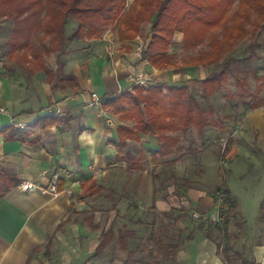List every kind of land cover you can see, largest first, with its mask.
Here are the masks:
<instances>
[{"label":"crops","instance_id":"0c3cea01","mask_svg":"<svg viewBox=\"0 0 264 264\" xmlns=\"http://www.w3.org/2000/svg\"><path fill=\"white\" fill-rule=\"evenodd\" d=\"M130 43L108 29L85 47L66 53L64 73L76 78L75 87L71 82L50 83L39 72H7L4 64L0 68V106L9 111L0 114V264H113L108 245L95 254L101 232L110 225L102 229L103 210L93 208L90 199L111 186L109 182H114L118 194L115 210L133 196L139 212L146 210L144 218L170 208L166 199L154 197L151 175L158 173L164 159L154 160L156 139L127 140L130 152L137 155L142 148L145 155L141 169L128 168L116 160L117 126L123 122L103 104L90 103L92 92L117 95L131 88V76L141 71L162 82L166 73H172L150 66ZM47 116L53 118L45 120ZM54 173L60 176L61 192L56 196L39 189ZM25 180L35 187L22 190ZM187 194L186 205L192 202L200 214L213 213L200 212L213 204L201 191L190 189ZM165 221L160 218L161 224ZM147 233L138 229L127 239L128 248L135 243L151 246ZM118 235L115 250L123 258L127 251L119 246ZM217 243L195 231L176 259L180 264H227ZM245 247L252 258L247 264H264V242L247 238Z\"/></svg>","mask_w":264,"mask_h":264},{"label":"rangeland","instance_id":"374dc122","mask_svg":"<svg viewBox=\"0 0 264 264\" xmlns=\"http://www.w3.org/2000/svg\"><path fill=\"white\" fill-rule=\"evenodd\" d=\"M132 1L127 0V3L130 5ZM57 2L58 0L3 1V5L0 7L4 12V15L0 16V68L4 64L7 72L9 69L21 73L31 71V73L39 72L44 76L45 72L38 67V60L35 58L38 54L39 61L43 62L46 67L56 68L57 52H45L50 35L44 32L42 23L50 13H54L52 11ZM199 2L209 8L210 12L213 10L220 12V21L213 28H203L202 34L205 37L201 43H194V40L199 37L202 28H198L196 25L191 26L187 39L190 40L188 45L191 43L189 46L182 42L183 33L179 29L180 26L175 28L171 36L169 35L172 43L167 47V54L170 56V61L173 62L168 69L172 70V73L165 74L164 82L160 79L150 78L147 87L162 83L187 85L200 103V112L206 126L201 137L194 125L189 124L186 127L180 125L179 118L182 114L172 118L177 130H169L167 134L176 135L177 143L181 147L180 150H175L163 157L159 170L156 171L158 172L156 173L157 177L154 176L155 174L151 175L155 186L154 197L166 199L167 206L170 207L167 210L168 214L172 216L181 214V217L176 221H165L168 222L166 226L170 229L175 230V226L180 228L181 235L191 231L198 222L195 221L196 218L193 217L192 212H199V210L193 206L192 202L188 205L185 204L184 198L188 196L187 191L190 189L201 191L202 196L207 197L213 204L207 210L200 212L215 214L217 212V216L211 222L217 223L221 228L224 227L223 222L228 221L226 230L232 250L227 249L225 242L223 243L221 232L219 233L217 229L212 230L213 237L219 238L221 244L219 253L222 257L227 256V264H245L242 263L241 258L247 264L252 259L245 247L247 238L254 242H264V208L261 207L264 199V88L261 93L263 96L262 105L256 109H248L245 113V108L236 95L233 74L246 76L250 90L254 91L257 83L254 73L257 74V77L263 73L264 0H248L247 7H244L245 12H242L243 2L240 3V0H200ZM146 5L147 7L140 8V12L148 13L139 18L136 36L128 40L134 51L139 39L147 45L152 37L151 16L154 12L152 0H149ZM174 6L181 7L182 3L176 1ZM21 8H25L22 16L18 14V10ZM74 26H76V22L69 19L65 26L67 37L71 36ZM224 26L232 28L233 33H237L241 29L245 30L246 36L238 37L235 34L231 37V48L224 54L223 59L227 57L237 59L234 64L230 65L233 74L228 76L227 83L211 97L204 98L201 94L200 79L213 70L219 69L220 66L203 63L184 67L180 65V62L185 58L195 57L209 50L212 38L206 36L207 33L215 34L222 41ZM95 27L98 29L99 37L104 30H111L106 25L99 23ZM251 31H258V36L252 37ZM92 39L70 40L68 49L74 51L85 47ZM12 41H16L17 45L15 46ZM250 42H253V46L249 45ZM156 44L155 50L164 47L159 41ZM152 52L154 51L152 50ZM148 54H151V51L144 48L141 57L147 60ZM64 55L65 53L61 55L60 60H63ZM174 72L177 75H174ZM111 113L116 119L123 122L121 125L126 128L133 127L134 124L127 123L131 122V119L120 118L119 115ZM108 184L111 186L97 192L98 194L90 199L93 208H102L103 210L102 229L109 224L114 232L113 241L107 245L113 264H119L125 255L122 258L118 255L120 251L115 250L116 234L124 227L134 233L138 229L144 231V226H141L136 220L145 217L146 210L139 212L138 207H134L135 196H133V200L124 198V202L120 203L115 210L113 202L118 194L114 191V182ZM218 187L229 189L231 198L237 202L236 208H230L223 202V198L217 190ZM171 207L176 208V211L174 209L170 211ZM160 215L162 213L153 211L144 219L153 218L158 227ZM206 216L211 217L209 214ZM164 219H167V216ZM176 235L177 232L173 231V238ZM171 239L169 236L168 240ZM166 241L167 239L164 242ZM158 253L157 260L160 264H171L165 261V250L160 249ZM142 260L147 262L151 261V258L145 252L142 254ZM174 264L180 263L177 261Z\"/></svg>","mask_w":264,"mask_h":264},{"label":"trees","instance_id":"16d2710c","mask_svg":"<svg viewBox=\"0 0 264 264\" xmlns=\"http://www.w3.org/2000/svg\"><path fill=\"white\" fill-rule=\"evenodd\" d=\"M4 0H0V7H2ZM149 0H133L129 5L127 0H58L53 8L54 13H50L45 20H43L42 27L47 35H50L48 46L45 48V52L56 51V68L51 69L39 61V54L35 56L38 60L37 64L39 68H42L45 72L48 82L55 84L58 82H65L77 86V80L73 75H67L64 73V63L60 60L62 54L71 52L68 46L69 41L78 40L82 38L92 39L99 37L96 24H103L117 32L118 38L122 41H128L136 36L137 23L139 18L144 16L148 12H140L141 7H147ZM180 1L181 7H175L174 3ZM200 0H152L154 12L151 16V32L152 37L150 41L145 45L151 54H148L147 61L150 66L158 69H168L172 66L170 56L167 54V47L172 43L170 39L171 34L180 26V30L183 33L182 42L188 45L190 40L189 29L191 26L196 25L198 28H202L199 32V37L194 40L195 42H202L205 35L203 28H213L220 21V12H210V9L202 5ZM243 2V3H242ZM242 3V12H245L244 7H247L248 0H240ZM240 7V8H241ZM180 8V9H179ZM214 8V7H213ZM25 8L18 10V14L22 16ZM208 11V12H207ZM4 12L0 9V16H3ZM19 16V17H20ZM76 22V26L71 34L67 37L65 26L68 20ZM222 41L217 38L215 34L207 33L211 39L210 48L206 52L200 53L195 57L185 58L180 62V65L186 67L187 65L196 66L199 64H217L219 69L213 70L206 76L200 79L201 94L204 98L211 97L218 89L227 83L228 76L233 74L232 67L230 66L237 59L233 57H227L223 59L224 54L231 48L230 39L233 35L237 34L238 37L246 36L245 30H238L237 33H233L232 28L223 27ZM258 31H251L252 37H257ZM170 35V36H169ZM164 45L162 48L155 50L156 42ZM13 44L16 41H12ZM264 44V37L262 39ZM17 44H15L16 46ZM249 45L253 46V42ZM70 50V51H69ZM152 50L154 52H152ZM263 73L257 77L254 73V77L257 79L255 90L252 91L249 88V84L246 76H240L233 74V78L236 84V95L243 104L246 110L256 109L263 103V96L261 95L264 88V68ZM103 108L113 112L115 115H119L120 118L127 117L133 121V127L126 128L123 125L117 126L118 142L115 143L116 148V160L117 162H124L130 169H141V162L144 160L145 155L143 149L138 150V154L135 155L127 149V140L133 139L139 140L141 136H152L156 139L157 145L154 149V160L159 157L162 158L174 152L180 150L177 143V136L167 134L169 130H177V126L172 121L174 116H179L180 125L186 127L192 124L197 129L199 135L203 136V132L206 126V122L200 112V103L193 91L185 84H166L147 87L141 85H133L131 88L120 92L117 95L101 96ZM181 109V110H180ZM52 119L53 116H47L44 119ZM157 177V174L154 175ZM155 187V186H154ZM223 202L230 208H236L237 202L231 198L230 191L224 187H218L217 189ZM126 195V194H124ZM116 200L113 202V207L116 206ZM135 205V204H133ZM137 207V206H134ZM261 207L264 208V199L261 203ZM116 208V207H115ZM176 208L171 207L170 211ZM179 210V209H178ZM182 212V211H181ZM193 213V212H192ZM181 215V214H180ZM175 214L174 216L167 212L162 213L160 218L167 216L166 221H176L181 216ZM91 219V218H90ZM198 221L191 231L187 234L180 235V228L175 226V230L166 226V223H160L157 227L155 220L146 221L143 218L136 220L142 226L145 231L148 232L149 240L152 245L142 248V243L134 244L131 248H128L129 242L127 239L133 237L135 233L132 230H128L125 227L118 235V243L122 249L127 251L125 258H123L120 264H160L157 257L159 255L158 250H165V261L171 264L177 262L176 255L183 243L186 240H190L194 237L195 231L204 232L205 236L217 243L220 247L219 238H214L212 234L213 229H217L221 232L222 241L225 242L227 249L232 250V246L229 243V235L227 233V220L223 223V228L218 226L217 223L211 222L210 219L200 218L195 219ZM172 224L171 222H169ZM169 225V224H168ZM93 228H98L99 225L92 224ZM223 230V231H221ZM177 232V235L173 238L172 232ZM171 236V240H168ZM114 232L109 227L107 230L101 232V238L96 246L95 254H98L105 248V246L113 241ZM167 239L166 242H164ZM148 253L151 261L142 260V254ZM239 254V253H237ZM226 262L227 256L222 257ZM242 259V258H241ZM243 260V259H242Z\"/></svg>","mask_w":264,"mask_h":264},{"label":"built area","instance_id":"2783aa9c","mask_svg":"<svg viewBox=\"0 0 264 264\" xmlns=\"http://www.w3.org/2000/svg\"><path fill=\"white\" fill-rule=\"evenodd\" d=\"M145 45L146 44L144 43V41L139 39L138 43L136 45V48H135V53L138 54L139 56H141L142 51L145 48ZM150 78H151V76L147 71H141V72L131 76V81H132L133 85L137 84V85H141V86H148ZM90 103L91 104H97V105L102 104L101 96L97 92H92ZM8 113H9V111L7 108L0 106V114H8ZM59 177L60 176L58 173H54L51 176L49 183L46 186L39 187V189L43 193H49L53 196L58 195L61 192L60 185H59ZM20 187L24 191H29L35 187V184L31 181L25 180L24 182H22L20 184ZM216 214H217V212H216ZM216 214L211 213V214H209L211 217H209V216H206L205 214H200V213L195 212V211L192 213L193 217L196 219L200 218L201 215H203V218H207L210 220L215 219V217L217 216Z\"/></svg>","mask_w":264,"mask_h":264}]
</instances>
